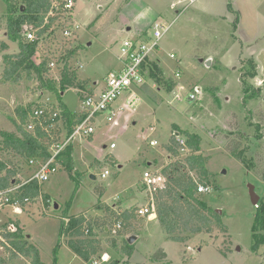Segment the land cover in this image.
Returning <instances> with one entry per match:
<instances>
[{
  "label": "rangeland",
  "instance_id": "rangeland-1",
  "mask_svg": "<svg viewBox=\"0 0 264 264\" xmlns=\"http://www.w3.org/2000/svg\"><path fill=\"white\" fill-rule=\"evenodd\" d=\"M5 14L6 4L0 0V49L3 43L9 45L6 52L0 50V131L12 132L18 108L60 100L37 89L35 81L2 83L4 54L19 53L18 43L8 40ZM74 14L82 26L73 44L82 46L76 59L82 62L77 74L87 81L84 93L101 92L107 75L120 69L125 40L144 32L152 37L156 25L171 28L150 59L145 84L133 89L135 105L127 104L126 94L118 99L115 107L124 112L113 123L99 119L95 135L77 139L69 162H62L59 172L40 186L41 194L52 202L45 206L48 211L44 214L41 202L20 215L5 208L0 211V236L2 225L12 221L31 237L29 242L38 247L44 264H87L63 245L62 218L86 214L112 227L116 220L96 209L100 202L110 209L122 204L128 210L145 204L140 180L149 162L153 170L169 164L165 147L176 126L201 138L213 174V191L204 200L222 211L226 231L214 225L210 234L184 235L185 243H179L169 239L158 219L150 223L135 217L117 237L102 225L98 235L103 251L96 261L107 255L103 264H264V245L252 251L254 235L264 237V228L253 231L258 212L264 218V74L258 61L264 52V0H76ZM55 38L44 52L52 51L56 60L70 41L59 33ZM208 58H213L210 69L200 62ZM39 60L37 55L35 61ZM80 89L62 95V103L73 113L82 107ZM58 124L52 136L61 132L62 140L66 131L62 122ZM2 140L0 136V146ZM151 141L157 146L151 147ZM234 150L246 165L232 156ZM5 158L0 148V160ZM20 163V175L27 178L28 165ZM106 170L110 175L103 179ZM249 185L260 199L257 207ZM98 187L105 189L104 196H98ZM132 234L139 239L133 256L127 257L123 240ZM2 255L1 264H31V259Z\"/></svg>",
  "mask_w": 264,
  "mask_h": 264
},
{
  "label": "trees",
  "instance_id": "trees-1",
  "mask_svg": "<svg viewBox=\"0 0 264 264\" xmlns=\"http://www.w3.org/2000/svg\"><path fill=\"white\" fill-rule=\"evenodd\" d=\"M3 1L6 4L4 18L7 21L8 40L18 43L19 53L4 54L5 69L1 74L2 83L18 84L24 79L35 81L38 84L37 89L57 96L60 101L58 104L38 103L26 108H18L16 119L12 121L15 131H0V136L3 139L0 148L1 152L6 155L5 159L0 160V174L5 173L4 176L0 177V190L9 188L14 179L19 182L20 161H24L28 165L32 159L47 160L51 156V148L69 137L75 127L84 120V116H79L67 109L62 103V95L74 88L85 90L87 82L81 80L77 74V65L81 64V60L76 58L82 46H75L72 41L68 42L66 48H63L64 51L56 60L55 53L52 51L44 52V50L46 51L45 46L53 44V41L56 40V31H50L52 28L51 23L43 27L50 7L48 0ZM37 29H39L37 32L38 39L29 41L25 33ZM8 48V44L3 43L0 50L6 52ZM37 55H40L39 62L35 61ZM75 59L77 63L73 66L72 62ZM53 61L56 63L54 70L50 67ZM251 77H254V75ZM38 108H47L50 113L59 112L60 117L56 120V124L58 126V123L62 122V127L66 131V135L62 140L60 139L61 132L54 137L52 136L55 134L57 126L49 128L52 124L49 120L44 123V126H37L35 132L30 133L27 131L30 115ZM174 129L171 140L165 147L166 152L169 153V164L161 171L166 178V182L163 188L155 193V205L157 219L169 239L185 243L186 238L182 237L184 235L210 234L214 225L224 231H226V228L221 216L205 202L204 195L197 192V183L211 185L213 179V174L208 169L210 158L204 156L201 150V138L189 132L181 131L176 126ZM176 133L180 134L179 138L185 140V148L189 151L187 155L182 154L183 147L178 143ZM72 150V146L65 150L60 157L61 163L66 164V162H69ZM231 154L235 159L246 165L242 155H239L237 150L231 151ZM13 160L19 161L15 163ZM192 173L198 177L197 182L192 178ZM96 193L99 197H102L106 191L104 188L98 187ZM39 195L40 187L36 183L24 188L22 192L23 199L30 198L34 200ZM45 198L51 202L49 197L45 196ZM24 209H27L25 205ZM96 209L105 212L108 218L113 216L116 222L122 221L123 227L132 218L138 217L136 207L125 211L118 210L117 212L100 202ZM258 210L260 211L261 207ZM67 218H69V223L65 225L62 222L61 228L60 239L65 241L63 245L76 257L87 264H92L103 251V240L99 237L98 231L102 230V225H104L103 230L105 232L111 226L107 223H101L100 225L99 220H95L86 214ZM13 223L8 221L2 225L1 237L23 258L31 259V264H44L40 259L39 249L30 244L27 236L24 235L19 226H16V232L9 231V227ZM259 228H264V218L261 212H258L255 217L254 233ZM86 231H88L87 234ZM254 239L255 243L252 251L257 252L264 245V237L255 234ZM123 242V254L132 257L135 252V245L130 246L126 238ZM112 246L116 247V243L113 242ZM111 264H117V262Z\"/></svg>",
  "mask_w": 264,
  "mask_h": 264
},
{
  "label": "built area",
  "instance_id": "built-area-1",
  "mask_svg": "<svg viewBox=\"0 0 264 264\" xmlns=\"http://www.w3.org/2000/svg\"><path fill=\"white\" fill-rule=\"evenodd\" d=\"M49 11L46 16L44 26L51 23V32L56 31V34H61L62 37L68 41L74 42L78 38L82 30V26L75 20L74 9L76 0H48ZM53 20V22H52ZM42 27V28H43ZM171 26L156 25L153 30V36L150 37L148 32L139 34L137 37L125 40L119 55V61L121 69L118 71H111L107 75L105 88L99 92H86L81 91L83 94L82 107L77 112L79 116H84V120L78 124L73 133L67 137L63 142L54 145L51 148V156L47 160L32 159L28 163L30 174L27 178H23L21 175L16 181L15 185H11L5 190H0V211L5 208H12L13 213L20 215L25 209L24 205L28 208L29 205L41 202L44 208V214L50 207V201L46 200L45 196L41 194L38 198L31 200L30 198H22L23 189L31 184H38L39 187L48 182L52 175L56 174L60 170L61 162L60 157L69 146H73L77 139L88 140L92 138L96 133V126L99 119L106 117L107 123H113L118 113L124 112L123 107H115L116 102L126 93H130L127 104L134 106L136 97L133 89L143 86L146 82L148 73V64L152 55L155 54L159 48V42L169 32ZM27 31L25 35L29 41L37 40V32ZM50 67L54 70L56 67L55 61L50 64ZM195 96L192 95L190 100H194ZM46 105L51 104V100L44 102ZM60 117L59 112L50 113L47 108H38L30 115L27 131L30 133L35 132L37 126H44V123L48 120L52 122L49 128H54L56 120ZM178 143L183 147L181 152L183 155L188 154V150L185 148V140L178 137ZM151 147H156L157 142L151 141ZM115 146L111 145L113 149ZM161 169L153 170V168L147 169L141 179L142 191L145 194L146 203L137 207V215L139 218H151L156 214L155 205V193L162 189L166 178L162 175ZM110 175L108 170L101 174L103 179H106ZM192 178L197 182L198 177L195 174H191ZM213 188L211 185L197 183V192L201 195H207L212 193ZM62 222L67 225L69 218H62ZM122 221H117L113 226L108 229L114 237H117L119 232L122 231ZM9 231L16 232L17 228L15 224H11ZM88 231H86V234ZM0 264L4 259L2 252H8V256L15 258H23L17 251H15L10 244L0 236ZM107 255L102 257L100 261H94L92 264L107 263Z\"/></svg>",
  "mask_w": 264,
  "mask_h": 264
},
{
  "label": "water",
  "instance_id": "water-1",
  "mask_svg": "<svg viewBox=\"0 0 264 264\" xmlns=\"http://www.w3.org/2000/svg\"><path fill=\"white\" fill-rule=\"evenodd\" d=\"M258 61L259 63L261 64L262 66V74H264V52H261L260 55L258 56ZM201 63L204 64V66L208 69H210L212 67V64H213V58H208V59H201L200 60ZM199 91V90H198ZM176 137H180V134L179 133H176L175 134ZM147 166L149 168H152L153 167V163L149 162L147 164ZM223 174H225V172H223ZM92 179L95 180V176H92ZM16 183V179H14L11 183V185H15ZM249 192H250V197H251V201H252V204L257 207L258 204H259V197L257 196L256 192H255V187L252 186V185H249ZM56 209H58V206L56 205L55 206ZM217 214H219V216H222L223 213L221 210H215ZM27 239H30V236H27ZM139 239V236L136 235V234H132V235H129L126 240H127V243L132 246L134 245Z\"/></svg>",
  "mask_w": 264,
  "mask_h": 264
},
{
  "label": "crops",
  "instance_id": "crops-1",
  "mask_svg": "<svg viewBox=\"0 0 264 264\" xmlns=\"http://www.w3.org/2000/svg\"><path fill=\"white\" fill-rule=\"evenodd\" d=\"M139 34H142V33H138L137 35H135L136 37L139 35ZM9 46V45H8ZM82 63V62H81ZM120 69H121V65H120V67H119ZM118 68V69H119ZM119 69V70H120ZM118 71V70H117ZM135 89H137V88H135ZM134 92V91H133ZM134 94H135V92H134ZM126 96H127V101H128V97L130 96V93H126ZM135 97H136V94H135ZM137 98V97H136ZM83 141H85V140H83ZM72 148H74V145L72 146ZM115 160V159H114ZM117 161V163H119L118 162V160H116ZM141 181V180H140ZM141 191H142V189H141ZM144 195V194H143ZM133 195H131V197H132ZM144 197V196H143ZM119 201H121L122 202V200H119ZM107 205H108V203H106ZM140 206V205H139ZM112 208H114V209H116V210H121V211H125V210H128V209H125L124 207H123V205L122 204H120V206H118V207H116V205H113V206H111ZM121 208H123V210L121 209ZM132 208V207H131ZM130 209V208H129ZM26 212H29L30 211V209H26L25 210ZM76 216H79V215H76ZM69 217H71V216H69ZM73 217V216H72ZM157 220V216H156V214L151 218V220H149V222L150 223H153L154 221H156ZM107 232H108V230H107ZM29 240V239H28ZM30 241H31V237H30ZM37 247V246H36ZM38 248V247H37ZM72 253V252H71ZM73 254V253H72ZM74 255V254H73ZM75 256V255H74ZM76 257V256H75Z\"/></svg>",
  "mask_w": 264,
  "mask_h": 264
}]
</instances>
